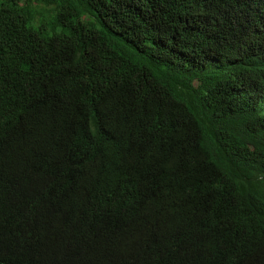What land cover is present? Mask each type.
Returning <instances> with one entry per match:
<instances>
[{"label":"trees","instance_id":"obj_1","mask_svg":"<svg viewBox=\"0 0 264 264\" xmlns=\"http://www.w3.org/2000/svg\"><path fill=\"white\" fill-rule=\"evenodd\" d=\"M0 264H264V0H0Z\"/></svg>","mask_w":264,"mask_h":264},{"label":"clouds","instance_id":"obj_2","mask_svg":"<svg viewBox=\"0 0 264 264\" xmlns=\"http://www.w3.org/2000/svg\"><path fill=\"white\" fill-rule=\"evenodd\" d=\"M25 212L26 214L20 219V226L14 231V236L11 240H7V233L0 230V240L4 242L5 247L4 255L11 261L13 260L9 256V248L13 247L15 252L23 250L29 253L30 248H35L39 235V232L36 231L35 217L30 215L26 210Z\"/></svg>","mask_w":264,"mask_h":264}]
</instances>
